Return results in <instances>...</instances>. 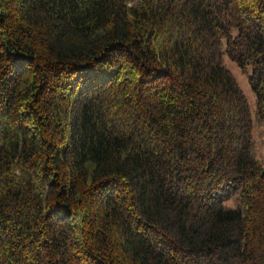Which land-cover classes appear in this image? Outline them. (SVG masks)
<instances>
[{
    "label": "trees",
    "instance_id": "trees-1",
    "mask_svg": "<svg viewBox=\"0 0 264 264\" xmlns=\"http://www.w3.org/2000/svg\"><path fill=\"white\" fill-rule=\"evenodd\" d=\"M254 120L264 0H0V264H264Z\"/></svg>",
    "mask_w": 264,
    "mask_h": 264
},
{
    "label": "rangeland",
    "instance_id": "rangeland-1",
    "mask_svg": "<svg viewBox=\"0 0 264 264\" xmlns=\"http://www.w3.org/2000/svg\"><path fill=\"white\" fill-rule=\"evenodd\" d=\"M223 62L225 66L232 73L235 78L237 84L242 90L243 94L248 103V108L251 113L254 111V95L248 85L246 73L241 71L238 66L235 65L233 61L228 59L227 57L223 58ZM252 137L254 142V150L256 155L259 158H264V123H257L255 120L253 121L252 128Z\"/></svg>",
    "mask_w": 264,
    "mask_h": 264
}]
</instances>
